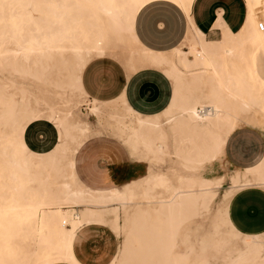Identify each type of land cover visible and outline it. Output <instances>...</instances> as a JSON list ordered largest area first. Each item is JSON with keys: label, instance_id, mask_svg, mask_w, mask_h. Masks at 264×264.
<instances>
[{"label": "bare ground", "instance_id": "obj_1", "mask_svg": "<svg viewBox=\"0 0 264 264\" xmlns=\"http://www.w3.org/2000/svg\"><path fill=\"white\" fill-rule=\"evenodd\" d=\"M13 1L5 5L0 0V264H80L72 241L76 228L90 222L110 224L122 234L108 264H201L180 251L177 236L185 225L212 212L223 235L219 250L230 240L237 243V254L225 258V264H247L252 255L264 254L262 236L238 231L227 214L235 191L264 187V158L229 175L216 207L225 176L201 171L222 157L229 135L253 120L254 113L255 124L264 128L259 70L264 38L257 28L264 21V0H243L246 17L235 31L219 13L213 23L220 32L215 41H208L194 23V0H82L81 9L75 0H51L56 20L26 29L12 24L17 12ZM157 1L173 4L186 20L182 41L166 50L146 46L136 31L139 12ZM24 5L29 11L40 1L25 0ZM107 38L121 49L107 44ZM127 51L137 62L125 57ZM106 56L129 74L160 70L172 80L173 92L168 106L152 115L138 114L123 97L108 102L132 116L129 122L119 118L114 129L128 148L156 165H168L141 168L120 186L97 190L78 178L74 157L93 133L88 116L99 118L101 105L108 104L88 98L81 72L93 58ZM206 57L212 70L204 76ZM182 67L190 69L192 85L201 80L218 84H211L209 104L182 96ZM81 97L87 99L84 104ZM79 105L86 106L83 116ZM38 120L49 121L57 132L54 146L44 152L24 140L27 125ZM110 207L122 210V227L110 218Z\"/></svg>", "mask_w": 264, "mask_h": 264}, {"label": "crops", "instance_id": "obj_2", "mask_svg": "<svg viewBox=\"0 0 264 264\" xmlns=\"http://www.w3.org/2000/svg\"><path fill=\"white\" fill-rule=\"evenodd\" d=\"M243 6L244 11L241 10L240 0H194L190 13L196 26L205 35L218 33L219 36V30L213 28V23L217 15L222 12V17L230 30L235 31L243 24L246 17L244 1ZM140 12L136 18V31L143 44L155 50H166L177 46L182 41L186 30V20L180 10L179 12L185 20V27L181 37L174 44H169L168 46L158 45L151 40L152 33L164 32L163 30L161 31L163 21L154 19V22L151 23L148 9H144L141 14ZM205 38H208V41L216 40H213L212 37L210 40L207 36ZM261 60L262 64H264V56ZM81 83L89 99L101 103H108L123 97L134 111L143 116L162 112L170 103L173 92L171 79L159 70L143 68L129 74L118 61L110 56L90 60L82 69ZM242 126L260 128L257 125L255 126L245 122L241 123L239 127L237 126L235 130ZM55 133L56 141V128ZM101 135H96V137ZM111 138L118 140L114 137ZM55 141L45 149L29 147L33 150L44 152L50 150L54 146ZM118 141L122 144L120 140ZM263 158L264 149L261 156L254 163L235 167L231 172L257 164ZM74 166L78 178L86 186L93 189H108L120 186L124 182L120 185L115 183L107 185L103 183L98 185L90 184L80 178L76 168L75 157ZM262 188L264 187L246 186L235 191L229 198L227 204L229 220L238 231L244 234H259L260 236L264 234V189ZM208 217L200 219L206 222ZM195 220L189 223V225L193 224ZM210 225L211 232L208 235L202 236L199 243L192 236H184L182 233L184 226L177 236V243L180 251L184 255L190 259L192 255L194 256V261L200 262L201 264H223L220 260L221 257L228 258L226 255L230 254L231 251L228 250V247L219 250L223 235L213 218H211ZM116 237L118 235L110 224L96 222L84 223L75 230L72 241L74 258L80 264H108L116 257L119 250ZM232 257H234V254ZM251 257L252 260L248 262L249 264H262L264 261L263 254L252 255ZM53 264L72 263L56 262Z\"/></svg>", "mask_w": 264, "mask_h": 264}, {"label": "rangeland", "instance_id": "obj_3", "mask_svg": "<svg viewBox=\"0 0 264 264\" xmlns=\"http://www.w3.org/2000/svg\"><path fill=\"white\" fill-rule=\"evenodd\" d=\"M4 1L6 2L5 5L9 4V0ZM24 1L25 0H14L12 3L17 11L16 15L12 19V24L17 29L44 27L50 24L52 21L56 20V16L54 14L55 6L51 0H37L38 2L40 1V5L34 7L29 11H25ZM69 1L71 2L72 0ZM75 1L78 2L77 4L80 9L85 7L82 0ZM240 7L241 10L244 11L243 0H240ZM144 9H148L151 23L154 22V19H160L163 21V28H161V31L163 30L164 32L152 33L151 35V40L154 43H157L158 45L168 46L169 44H174L181 37L185 27V20L180 14L179 10L173 4L167 1H157L150 3ZM142 11L140 12V14L142 13ZM206 36L210 39L211 37L213 39L219 38L218 33H209L206 34ZM106 41L107 44L110 43L112 46H114L115 49H121L120 43L118 41H112L110 38H107ZM129 56H131L132 60L135 59V61L137 62V59L130 55V53L127 51L125 57L129 58ZM206 58V60H203V65H201L202 68L206 70V72H204L203 74L204 76L210 74V71L212 70V67L209 64V59L208 57ZM138 59L139 61H141L143 58ZM261 64L262 62L260 63L259 70L260 74L262 72L261 75L264 78V64ZM208 65L210 67H208ZM182 68L184 70L183 73H185L182 78H186V82L184 81L185 79L183 80L181 78L182 84L180 93L182 94V96H195L196 98L200 99L202 104H209V98L211 96V91L213 88L212 85L217 86L218 84L214 82L215 80L212 82L201 80V83L192 85V75L190 74V69L185 67ZM185 90L187 91V94L185 93ZM221 95H223L225 97V100L228 102H230V100L232 99L230 97L228 98L227 93L225 92H221ZM79 100L81 101V104H84L87 99L81 97L79 98ZM114 105V103L101 105V114L97 119L91 115H87L88 119L91 122L93 133L90 135V139L88 138L89 140L87 139L78 150L75 159L77 172L80 178L90 184L98 185L103 183L107 185L115 183L120 185L123 181L133 176L135 172L141 168L151 167L152 169H155L161 167L163 169L168 165L167 161L163 163L161 162L162 164L158 163V165H156L150 159L145 158L140 152L133 153L128 148L127 144H125L123 138L116 135L114 129L115 126H117L119 118L125 120L126 122H129L132 119V116L128 114L126 109L121 105L117 106L115 110ZM79 110L80 116H83V113L87 112L85 105H79ZM257 116L258 115L254 113V116H252V118L254 119H247L245 120V122L256 126L255 122L257 121ZM95 133L98 135H104L96 137ZM25 134L29 143L33 145L34 148L40 149L48 148L55 141L56 137L55 128L49 121L46 120H38L32 122L28 126ZM109 136L117 138L122 142L124 146L118 140L113 139ZM263 149L264 128L260 129L257 127L242 126L230 134L227 139L224 148V154L222 155L221 159L219 158L218 160L213 161L211 164L205 165L201 170L203 171L202 174L208 177H218L221 175L225 176V179L222 182V187L219 188V194L215 201L214 207H216L220 202L221 190L226 188L230 183L229 175L232 173L231 171L235 167L246 166L254 163L263 153ZM213 215L214 214L212 212L206 222L198 218L193 224L185 225L182 233L184 234V236H192L199 243L202 236L208 235L211 232L210 221L211 218H213ZM109 216L111 219L116 220L119 226L122 227L124 223V215L121 209L110 207ZM114 230L118 235L116 239L117 244L120 248L122 234L118 229ZM262 239L264 241V234H262ZM181 246L183 247V245ZM227 247L228 250L231 251L230 254L226 255L228 258L232 257L233 254L234 256L237 254L236 241H228L225 245V248ZM193 258L194 256L192 255L191 259L193 260ZM220 260L221 263L225 264V257H221ZM262 264H264V261L262 262Z\"/></svg>", "mask_w": 264, "mask_h": 264}, {"label": "built area", "instance_id": "obj_4", "mask_svg": "<svg viewBox=\"0 0 264 264\" xmlns=\"http://www.w3.org/2000/svg\"><path fill=\"white\" fill-rule=\"evenodd\" d=\"M257 28L259 31H261L262 36L264 38V21H258L257 22Z\"/></svg>", "mask_w": 264, "mask_h": 264}, {"label": "trees", "instance_id": "obj_5", "mask_svg": "<svg viewBox=\"0 0 264 264\" xmlns=\"http://www.w3.org/2000/svg\"><path fill=\"white\" fill-rule=\"evenodd\" d=\"M30 124H31V123H30ZM30 124H29V125H30ZM29 125H27V127H26V129H25V132H26V130H27V128H28ZM25 132H24V139H25L26 143H27L28 146H30L31 148H34V146L31 145V144L29 143V141L27 140ZM34 149H35V148H34Z\"/></svg>", "mask_w": 264, "mask_h": 264}]
</instances>
